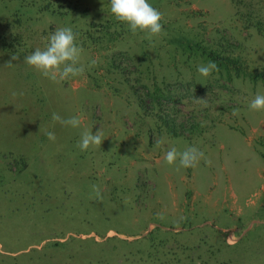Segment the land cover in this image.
Listing matches in <instances>:
<instances>
[{
  "label": "rangeland",
  "instance_id": "rangeland-1",
  "mask_svg": "<svg viewBox=\"0 0 264 264\" xmlns=\"http://www.w3.org/2000/svg\"><path fill=\"white\" fill-rule=\"evenodd\" d=\"M148 3L151 39L110 0H0V264H264V0ZM65 26L86 71L52 82L23 60Z\"/></svg>",
  "mask_w": 264,
  "mask_h": 264
},
{
  "label": "clouds",
  "instance_id": "clouds-1",
  "mask_svg": "<svg viewBox=\"0 0 264 264\" xmlns=\"http://www.w3.org/2000/svg\"><path fill=\"white\" fill-rule=\"evenodd\" d=\"M110 11L116 20L128 25L133 34L138 30L147 32L148 39L159 35L162 32L161 20L163 14L148 3V0H110ZM83 48L76 43V34L71 27L65 26L57 28L48 38L44 48H36L29 55L24 57L23 62L28 66L39 71L42 76L52 82L65 81L71 77L83 75L86 71L85 65L81 63ZM12 60H17L18 56L13 55ZM12 65L11 62L8 63ZM96 65L93 59L87 65L91 68ZM197 72L202 77H209L213 72H219V67L214 61H208L207 64L197 66ZM15 96L16 93H13ZM22 95V93H21ZM195 102L207 107L206 99L194 98ZM250 110H264V95L257 94L248 105ZM234 115L238 112L234 111ZM52 121L59 122L63 126L78 128L81 125V119L73 116L67 119L62 118L58 113H52ZM50 141H55V133L45 132ZM103 132L101 129L93 134L92 130H84L81 133L77 147L83 152L90 146H100L103 142ZM166 140L161 137L155 140L157 148L162 147ZM204 153L195 146H189L183 151H178L176 147H170L164 154V161L168 165H173L177 161L183 168L195 167ZM94 190L99 194V189L94 185ZM162 218V217H161Z\"/></svg>",
  "mask_w": 264,
  "mask_h": 264
},
{
  "label": "trees",
  "instance_id": "trees-1",
  "mask_svg": "<svg viewBox=\"0 0 264 264\" xmlns=\"http://www.w3.org/2000/svg\"><path fill=\"white\" fill-rule=\"evenodd\" d=\"M264 77V76H263Z\"/></svg>",
  "mask_w": 264,
  "mask_h": 264
}]
</instances>
